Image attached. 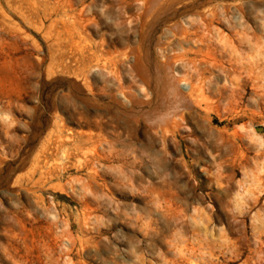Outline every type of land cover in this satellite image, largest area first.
Returning a JSON list of instances; mask_svg holds the SVG:
<instances>
[{
    "label": "rangeland",
    "instance_id": "obj_1",
    "mask_svg": "<svg viewBox=\"0 0 264 264\" xmlns=\"http://www.w3.org/2000/svg\"><path fill=\"white\" fill-rule=\"evenodd\" d=\"M0 264H264V0H0Z\"/></svg>",
    "mask_w": 264,
    "mask_h": 264
},
{
    "label": "bare ground",
    "instance_id": "obj_2",
    "mask_svg": "<svg viewBox=\"0 0 264 264\" xmlns=\"http://www.w3.org/2000/svg\"><path fill=\"white\" fill-rule=\"evenodd\" d=\"M173 78V77H172ZM170 83H169V85L167 86L168 87V91H169V93H170V95H171V97L173 96V97H180V98H182V97H185V96H189V95H192L191 93H189V94H186L185 93V91L184 90H182L181 88H180V86L175 82V81H173L172 79H171V81H169ZM145 88L142 86V88H141V90H144ZM193 91V90H192ZM188 98V97H187ZM191 98V97H190ZM183 100V99H182ZM174 105H176V104H174ZM175 107V106H174ZM178 107V106H177ZM168 112V111H167ZM176 111L173 109L172 110V112L169 114V115H173V117H175L174 116V113H175ZM177 113V112H176ZM176 113H175V115H176ZM167 114V113H166ZM170 116H168V118H169ZM171 118V117H170ZM172 119V118H171Z\"/></svg>",
    "mask_w": 264,
    "mask_h": 264
}]
</instances>
